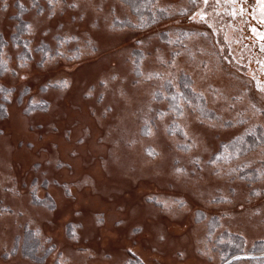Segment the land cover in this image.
I'll use <instances>...</instances> for the list:
<instances>
[{
  "label": "rangeland",
  "instance_id": "rangeland-1",
  "mask_svg": "<svg viewBox=\"0 0 264 264\" xmlns=\"http://www.w3.org/2000/svg\"><path fill=\"white\" fill-rule=\"evenodd\" d=\"M215 2H220L221 13ZM32 3L33 0H0V31L8 40L5 57L9 64L8 70L0 73V85L13 90L7 94L10 101L6 115H0V135L11 137L7 148L13 154L0 162V221L9 216L18 225L11 239L10 223H0V264H100V260L126 264L135 255L144 264H227L229 260L222 261L223 253L214 249L218 233L211 235V240L208 237L207 221L213 216L220 218L217 232L226 229L241 234L246 249L256 240H264V146L235 160L208 163L216 159L230 139L257 125L264 128V92L260 91L264 85V51L252 42L253 30L244 35L250 39L247 43L236 36L240 32L235 25L237 15L234 20L223 18L229 11L239 14L240 7L253 11V3L247 6L229 0H158L166 8V16L138 28L129 6L121 0ZM19 4L28 6L24 17L30 23L32 50L45 41L54 49L53 54L43 58L35 51L24 63L18 58L20 47L12 45L10 35ZM106 36L117 39L104 45ZM99 53L107 54L100 56L107 66L94 78L81 80V103L74 98L78 66ZM182 73L188 74L194 88L204 94L216 118L202 117L189 106L184 107V115H176L167 98L158 99V92L166 95L168 81L177 86ZM59 81H67V86ZM89 90L91 96L86 95ZM1 96L2 93L0 99ZM38 101H45L47 108L27 111L29 102ZM15 106L19 109L18 119L20 115L25 118V129H15L16 121L9 120ZM60 106L65 110L52 118L55 120H49L46 116L59 111ZM82 109L99 119L96 125L84 123L82 131L75 135ZM72 112L73 117L66 120ZM197 117L204 123H199ZM174 123L198 133L195 147L183 148V132L174 133L176 128L170 126ZM95 127L101 129L98 141L107 142L105 154L86 150L88 156L78 165L62 158L59 151L44 162L35 160L41 153L59 148L65 140L86 142ZM25 149L33 152L25 153ZM152 149L156 155H149ZM69 154L78 155L79 150L73 148ZM32 156L34 159L25 165ZM196 157L199 164L194 163ZM46 162L53 165L56 173L43 168ZM97 162L106 176L113 180L123 177L125 184L103 189L99 184L101 175L91 167ZM241 164L257 167L259 177L252 181L241 178L235 171ZM78 167L86 170L68 178L77 173ZM176 168L185 172L177 173ZM55 187L59 193L54 192ZM85 187L101 195L99 206L104 207L93 211L91 227L83 219L91 201L74 205L78 190ZM140 188L144 189L142 196H138ZM34 195L44 201H35ZM10 196H27L29 205L44 207L50 218L39 220L34 215L21 220L28 209L15 206ZM122 196L136 200L126 217L114 220L113 236L100 247L105 237L101 228L108 220L106 211H124L125 203H111ZM157 200L166 201L169 207ZM176 201H183V205ZM141 202L146 219L158 220L150 242L140 237L150 233L146 221L138 218ZM174 224L184 231L179 238L183 244L170 237ZM27 228L36 233L45 256L37 253L40 257L36 259L23 253L25 234L31 235ZM16 240L19 246L13 252ZM139 242L150 254L137 247ZM47 247L50 252L45 254L43 248ZM115 247L117 252L112 250ZM235 264L249 263L241 260Z\"/></svg>",
  "mask_w": 264,
  "mask_h": 264
},
{
  "label": "trees",
  "instance_id": "trees-1",
  "mask_svg": "<svg viewBox=\"0 0 264 264\" xmlns=\"http://www.w3.org/2000/svg\"><path fill=\"white\" fill-rule=\"evenodd\" d=\"M127 4L134 16L135 27H147L153 22H156L161 17H165L167 10L164 6L158 3V0H121ZM40 3V0H33L32 6ZM28 9V6L19 4V9L14 14L16 24L14 31L10 35V41L12 45L19 46L20 52L18 58L24 63L32 58V54L35 51L40 52L43 58L54 53V49L51 48L48 42L41 41L32 50L31 38L29 33L31 32L30 23L24 17V13ZM8 45V40L3 36L0 31V73L8 70V61L5 57V48ZM166 95L162 92L157 93L158 99L167 98L170 106L175 110L176 115L180 114L185 106L191 107L194 111L198 112L202 117L216 118L218 115L215 110L210 108L207 98L202 92L196 90L193 86V80L191 77L182 73L177 86L175 87L170 81L166 84ZM10 90V91H9ZM13 90L11 88L0 85V93H2L0 99V115L5 116L7 113V103L10 101V94ZM7 97V98H6ZM48 104L45 101L29 102L27 111L46 109ZM170 126H174L176 129L174 133L182 134V127L178 123H174ZM170 127V129H173ZM264 146V128L257 125L252 130H249L243 134L235 136L228 142L224 143V146L220 150L219 155L222 157V161L235 160L238 157L244 156L258 148ZM264 151V150H263ZM217 157V155H215ZM235 171H239L238 175L248 181H252L259 177L257 167H248L245 164L237 165ZM36 196V195H34ZM35 197V201H44L42 198ZM209 240L212 239L213 234L218 233L215 238L214 249H219L222 254V261L227 264L239 263L241 260H248L249 264H264V240H256L250 248L246 249V241L244 236L238 233L228 231L226 229L218 231L220 226V218L218 216L211 217L208 221ZM28 232L25 234V240L22 241V251L25 255L39 258L44 254L40 251V242L33 229L27 228ZM19 240V238H18ZM18 240L14 247L13 252L18 249ZM45 254L50 252V248H43ZM246 249V251H245ZM12 252V251H11ZM35 253V254H34ZM37 253H40L38 256ZM45 256V255H44ZM126 264H144V262L136 255L127 260Z\"/></svg>",
  "mask_w": 264,
  "mask_h": 264
},
{
  "label": "bare ground",
  "instance_id": "bare-ground-1",
  "mask_svg": "<svg viewBox=\"0 0 264 264\" xmlns=\"http://www.w3.org/2000/svg\"><path fill=\"white\" fill-rule=\"evenodd\" d=\"M115 39H117L116 37H111V36H106L104 38V45H107V43L109 42H113ZM107 54L104 55H100L97 54L95 55V58L93 57L92 60H88V62L83 66H78V75H77V85H76V89H75V96L74 98L76 100H79L81 103L83 102L82 98H81V90L83 89V86L80 85V82L83 78H87V79H92L95 77V75H97L99 72H103L104 69L107 66V62L106 60H100V56H105ZM85 63V62H84ZM52 96H57V94L55 95V93H52ZM18 107L15 106L13 108V114L10 116L9 120L11 122L16 121L13 124V127L19 130V127L24 128L25 129V118L22 117V115H20L19 119H18ZM63 110H65V108H63L62 106L59 107V111H55L53 113H49L46 117L49 118V120H55L52 119L54 116H56L57 113L59 112H63ZM81 118V121L75 126L74 128V133L75 135H77L78 133H80L82 131L83 128V124L84 123H94L95 125L97 124V119H99V116L96 115H89L87 110L82 109L79 112ZM73 117V112L71 114H67L66 116V120H69L70 118ZM60 121V120H59ZM63 121V120H62ZM96 130L93 132V136L91 138H89L86 142L82 143V144H75L73 139L72 140H65L62 142V145H60V147L57 149L54 148L52 150H47L46 152L41 153V155L39 157H35V160H40V161H46L49 160L51 157L54 156V154L56 152L60 153V156L62 158H65V160L69 161V162H73L75 165L80 164L84 159H86V157L88 156L86 150H92L95 153H99V154H105L106 151V144L107 142H99L98 141V137L101 133V129L99 127H95ZM57 135H59L57 133ZM52 138V137H51ZM11 137L8 136L6 133L1 134L0 135V162L4 163L5 161H7L8 159L7 156H12V152L10 150H8L7 146H9L11 144ZM77 149L79 150V154L75 155V156H71L69 153L71 151V149ZM24 151H26L25 153L28 152H33V150L30 149H25ZM10 159V158H9ZM34 159V157L32 156L31 158H29L24 164H28L30 161H32ZM47 163V162H46ZM44 164V169L45 170H49L52 172L56 171L53 168L52 164ZM93 168V170H95L97 173H99L100 176V186L103 189H107L111 186H120L125 184V179L123 177H121L120 175V179L119 180H113L110 177L106 176L105 172L103 171V169L100 167L99 163L97 162L96 164H94L93 166H91ZM86 169L84 167L77 168V173H75L73 176H69L68 178L73 179L77 176H80V174H82ZM117 170L115 171L116 174ZM118 174V173H117ZM67 178V177H66ZM69 179V180H70ZM54 192L59 193L60 190L58 187L54 188ZM144 192L143 188H140V190L138 191V196L141 195ZM142 196V195H141ZM10 200H12L13 204L15 206H23L24 208L28 209V212L25 213V215L21 216L20 219L21 220H25L27 218H33L36 215L38 216V218H40L39 220H41V218H50V213L41 206H35L33 203V205H29L31 202L29 201V198L27 196H21L18 198L15 197H9ZM136 200V199H135ZM130 198H128L127 196H122L117 198L116 200L112 201V204H116V203H125L126 204V208L124 211H115L112 208H110L108 211H106L107 216H108V220L107 223L105 224V226H103L101 228V231L103 232V235L105 236L101 242H99V246L102 247L103 244H105L108 239H106L109 236H113V233L115 232V228L113 227V223L114 220L116 218L119 217H126L129 213V208L134 204V201ZM91 201V202H90ZM88 203V208H89V212L84 214V221L85 224L88 225V227H91L93 224V220H94V216H93V211L97 210V209H103L104 207L99 206L101 204V195L99 193H96L92 188H83L81 190H78L77 192V198L74 201V205L75 207H79L80 205L86 204ZM36 203V202H35ZM142 205V211L139 212V216L138 218L141 220L146 221L145 225H147L149 232L150 233H144L142 234L140 237L143 238L144 240H150L152 239V230L155 226L158 225V220L152 219V218H148L146 219V213L144 210V203L141 202L140 203ZM105 205V204H102ZM34 213V214H33ZM35 215V216H34ZM65 218H68L67 216ZM12 217H6L5 219H2V221H0L1 225H8V223H10V227H9V231H10V237L11 239L13 238V236L16 234V231L18 230V225H15L12 221ZM146 219V220H145ZM88 229V228H87ZM182 231L180 228L179 224H174V226L171 228V232H170V237L175 240L176 242H180L179 244H183L182 240H179L180 236L182 235ZM181 239V238H180ZM139 248H143L144 252L147 254H150L148 248L142 244L141 242L138 243ZM95 249H98V246L94 247ZM112 250H114L115 252H117L118 250L115 248H112ZM100 264H108L109 261H101L99 262Z\"/></svg>",
  "mask_w": 264,
  "mask_h": 264
},
{
  "label": "flooded vegetation",
  "instance_id": "flooded-vegetation-1",
  "mask_svg": "<svg viewBox=\"0 0 264 264\" xmlns=\"http://www.w3.org/2000/svg\"><path fill=\"white\" fill-rule=\"evenodd\" d=\"M229 2L231 3L240 2L241 4L246 3L247 6L253 3V6H254L253 11H247L246 9L243 10L240 7L239 14H236L237 12L235 13V12L229 11V12L224 13L225 16L223 15V18H224V21L232 20V19L234 20V16L237 15L235 17L236 19L235 25L240 30V32H238L236 36H241L240 37L241 42L247 43L248 40L250 39L247 40V37L244 36L245 33H248L249 29L251 30L255 29V31H253L254 33L252 32L250 36L252 37V42L255 41L257 43V47H261V45L264 44V39L261 38V34H264V0H229ZM215 5L217 9H219V12L221 13L220 2L219 3L215 2ZM247 24H249V26H247V29L245 30ZM240 38H239V41H240Z\"/></svg>",
  "mask_w": 264,
  "mask_h": 264
},
{
  "label": "snow or ice",
  "instance_id": "snow-or-ice-1",
  "mask_svg": "<svg viewBox=\"0 0 264 264\" xmlns=\"http://www.w3.org/2000/svg\"><path fill=\"white\" fill-rule=\"evenodd\" d=\"M205 3H207V0H204ZM5 7L7 6L6 4L4 5ZM203 15V13L201 14ZM253 31H255V29H253ZM261 38L264 39V34H261ZM67 39H72V37H67ZM89 43H91V41H89ZM261 50L264 51V44L261 45ZM261 63H264V62H261ZM116 77L113 76L112 79H115ZM103 83L107 84V81H102ZM58 83H60L62 86H67V81H59ZM10 91V90H9ZM260 91L261 92H264V85L260 86ZM86 95L88 96H91L92 95V91L89 90ZM7 98V97H6ZM253 107L255 108V104H253ZM161 116H164L165 114L164 113H160ZM180 115H184L183 112L180 113ZM197 121L199 123H204L203 121H200L199 120V117L196 118ZM211 127H216L215 124H211L210 125ZM174 131V130H173ZM181 131L183 132V135H184V138H185V143L183 144V148L185 150H190L191 148L195 147L196 146V140H195V136L198 134L197 132H195V130H192V131H189L187 128H182ZM149 134H151V129L148 130ZM190 141V142H188ZM131 143H134V141H132ZM157 153L155 152L154 149L150 150L149 151V155H156ZM222 157L217 154V157L216 159H210L208 161V163H211L213 165L217 164V160L218 159H221ZM194 163L196 164H199L200 163V160L198 157L194 158ZM175 171L177 173H184L185 170L183 168H176ZM219 174V172H217V175ZM67 188V185L65 186ZM69 194H70V191H69ZM149 199H155V197H149ZM224 199H227V197H224ZM158 203H163L164 206L167 208L169 207L168 203L166 201H159L157 200ZM177 204H180L181 206L183 205V201H176ZM98 222H101L98 220ZM161 239H163V237H161Z\"/></svg>",
  "mask_w": 264,
  "mask_h": 264
}]
</instances>
